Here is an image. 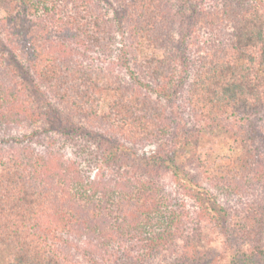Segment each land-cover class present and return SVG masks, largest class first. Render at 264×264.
<instances>
[{"label":"trees","instance_id":"16d2710c","mask_svg":"<svg viewBox=\"0 0 264 264\" xmlns=\"http://www.w3.org/2000/svg\"><path fill=\"white\" fill-rule=\"evenodd\" d=\"M0 129V264H264V0H0Z\"/></svg>","mask_w":264,"mask_h":264},{"label":"rangeland","instance_id":"374dc122","mask_svg":"<svg viewBox=\"0 0 264 264\" xmlns=\"http://www.w3.org/2000/svg\"><path fill=\"white\" fill-rule=\"evenodd\" d=\"M124 3L125 1H119L118 3H113L114 8H111V6H108L110 17L114 19L115 22L120 21L121 23H123L121 25L120 32L124 31V28L126 27L125 23H127L128 21L125 19L127 18V16L125 12L126 6ZM175 37H177V33L175 34ZM178 38L179 37H177V39ZM118 40H121L120 36ZM182 76L183 75L178 73L177 75H174V78L175 77L180 78ZM170 85L172 86V84ZM175 88L176 87L174 85V88L171 89L173 93L172 97L174 99L172 104L175 105V108H179L183 103V98L182 96L180 97V94L176 93ZM60 108L61 110L65 111V109H63L61 106ZM76 121L79 124L78 126L89 128L83 123H81L80 121L78 120ZM36 127H38V125ZM92 130L96 131V129H92ZM1 135H2V131H0V136ZM43 141L45 142V140ZM161 147H163L164 149L172 148V142L170 141V139L164 138L158 144L157 143L147 144L142 149H139L138 152L141 155H147V156L153 155ZM236 147L234 146V138H233L232 132H229L228 130H224V129L205 130L203 133V137L200 141V145L198 146L196 152L203 153L204 156L207 158H209L210 156L212 160L214 161V163H216L219 169H225L231 164V161L234 157H237L240 155L239 150H237ZM191 148L192 147H190V149H186V151H192ZM185 155H187V152H185ZM179 161L180 162L185 161V157L183 155L180 156ZM166 177L167 179L165 181V184L169 185V187L171 186L174 187V183L171 180V176L168 174ZM233 222L236 223V221H233ZM203 232H204V238H205V244H206L207 250H211L210 246H213L216 250H219L223 253V240L221 236L219 235L218 228H216V226H214L213 224L209 222V223H206V226L204 227ZM173 255L174 254H171L170 252H167L165 254H160L157 261L155 263L153 261L152 264H173L176 261ZM248 260L249 261L246 262V264H258L257 262L254 261V259H252L251 256L248 257Z\"/></svg>","mask_w":264,"mask_h":264}]
</instances>
